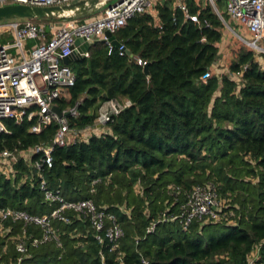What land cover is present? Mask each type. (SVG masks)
Segmentation results:
<instances>
[{
	"label": "trees",
	"instance_id": "16d2710c",
	"mask_svg": "<svg viewBox=\"0 0 264 264\" xmlns=\"http://www.w3.org/2000/svg\"><path fill=\"white\" fill-rule=\"evenodd\" d=\"M186 2L198 22L186 19L174 0H159L155 17L137 14L114 32L126 49L122 55L101 40L90 44L88 56L69 61L75 81L57 100L62 108L77 105L79 115L70 117L76 128L91 125L105 100L131 102L107 123L109 132L54 147L52 166L43 170L48 188L66 200L91 199L115 214L123 229L117 249L98 243L89 221L69 210L68 223L54 222L61 247L28 246L20 261L15 242L23 224L6 221L2 264H102L100 252L106 264H264V62L237 44L229 73L214 72L224 25L208 0ZM214 2L227 19L225 1ZM12 39L0 34V43ZM137 57L147 61L148 74ZM34 121L5 118L0 149L50 141L56 123L33 133ZM199 185L215 188L219 219L204 216L186 228L160 220ZM52 207L29 163L20 159L7 174L0 169V208L43 215ZM24 229L28 238L40 236L37 226ZM119 254L122 263L115 261Z\"/></svg>",
	"mask_w": 264,
	"mask_h": 264
},
{
	"label": "built area",
	"instance_id": "2783aa9c",
	"mask_svg": "<svg viewBox=\"0 0 264 264\" xmlns=\"http://www.w3.org/2000/svg\"><path fill=\"white\" fill-rule=\"evenodd\" d=\"M74 0H0V5L7 2L31 6H54L72 2ZM159 0H121L111 6H104L95 16L83 20L74 17L58 19L55 23H45L34 18L26 20L0 21V34H12V41L0 43V134L8 132L5 118H13L21 122L26 117L34 119L30 127L33 133H40L51 123L57 128L50 141L37 143L23 150L0 149V169L4 173L12 171V164L18 160L29 163L39 179V187L43 192V200L53 207L43 215L31 214L22 209L0 208V229L6 221L22 222V234L16 237L15 248L21 254L17 261L27 256L28 246H37L52 241L61 247L60 235L55 228V221L68 223L66 211L72 210L78 217L89 221L94 230V238L98 243H106L109 251H115L123 236V229L117 222L115 214L102 207H97L91 199L66 200L59 190L48 188L43 170L53 163V149L56 146H66L80 141H86L92 135H101L105 131L94 132L98 127H106L112 117L117 115L131 102L126 98L109 99L103 101L97 110L93 123L82 128L70 126V117L79 115L77 105L62 108L57 100L67 97L68 87L74 84L75 74L64 63L77 48L75 41L80 38L84 42L101 40L110 48L113 46L105 32L114 34L116 30L126 25L127 21L137 14L151 13L156 16L155 6ZM213 10L221 19L225 35L235 36L245 47L264 53L262 41L264 39V0H224L227 21L218 10L214 0H208ZM175 7L180 9L185 18L198 22L197 13H191L186 0H174ZM236 29L243 30L249 38L241 35ZM230 32V33H229ZM201 40H205L204 37ZM119 53L126 52L123 44L118 46ZM88 56L87 50L80 57ZM142 67L147 61L136 58ZM212 71L206 70L201 79L205 81ZM60 108L58 115L53 106ZM67 112L66 115L63 113ZM94 180L93 182H97ZM169 191L174 196L179 194V188L169 185ZM222 203L215 188L211 185L195 186L186 194L176 212H163L160 220H178L186 228L192 220L208 216L219 219ZM34 225L40 228V236L27 237L24 226ZM152 222L146 232L154 229ZM29 241V243H28ZM101 263L106 264L103 254ZM115 261L122 263L119 254ZM144 264H148L143 259ZM251 263V262H250Z\"/></svg>",
	"mask_w": 264,
	"mask_h": 264
},
{
	"label": "water",
	"instance_id": "95a60500",
	"mask_svg": "<svg viewBox=\"0 0 264 264\" xmlns=\"http://www.w3.org/2000/svg\"><path fill=\"white\" fill-rule=\"evenodd\" d=\"M121 0H74L69 3L54 6H31L24 4H5L0 5V21L5 19H14L19 17L24 18H42V17H56L59 19H65L74 17L77 19H84L91 16L96 10H100L104 6H111ZM105 36L109 38L113 46L118 47L120 43L117 41L115 36L110 32L106 31ZM90 42H84L83 39L78 38L75 41L77 48L72 52L69 57L64 58V63L68 64L73 58L80 57V54L89 48ZM220 55L216 57L215 61L219 59ZM144 72L148 74L147 66H144ZM53 110L61 115L60 108L55 105ZM64 115L67 112L63 113Z\"/></svg>",
	"mask_w": 264,
	"mask_h": 264
},
{
	"label": "rangeland",
	"instance_id": "374dc122",
	"mask_svg": "<svg viewBox=\"0 0 264 264\" xmlns=\"http://www.w3.org/2000/svg\"><path fill=\"white\" fill-rule=\"evenodd\" d=\"M114 1H116V0H113V2ZM10 3L11 2H7L6 4H10ZM99 11L100 10H96L91 16H95ZM15 19L22 21V20H26L27 18L19 17V18H14V19H5L4 21L15 20ZM34 19H36L37 21H40V22H45V23H48V22L55 23V22L58 21V18H56V17H42V18H38L37 17V18H34ZM225 20L227 21L228 19H225ZM239 30L236 29L237 32H239ZM240 33H241L242 36L249 38V36H247V33L245 31L240 30ZM239 42L240 41L235 36H232L231 34L225 35V37L222 38L221 43H219V48L221 50V54H220V57H219L220 60L218 59L217 61H215L216 67H214V69H213L214 72H217V73H222V72L229 73V65H230V63H231V61H232V59L234 57V51H235V49L238 46L237 44H240ZM254 51L256 53L257 60L260 63H263L264 62V57L260 55V52H257L256 50H254ZM0 264H2V263L0 262Z\"/></svg>",
	"mask_w": 264,
	"mask_h": 264
},
{
	"label": "crops",
	"instance_id": "0c3cea01",
	"mask_svg": "<svg viewBox=\"0 0 264 264\" xmlns=\"http://www.w3.org/2000/svg\"><path fill=\"white\" fill-rule=\"evenodd\" d=\"M59 21V20H58ZM57 21V22H58ZM237 44V43H236ZM223 53V52H222ZM220 54H221V52H220ZM219 54V55H220ZM224 54V53H223ZM220 60V59H219ZM216 67V66H215ZM108 127L106 126L105 128L104 127H100L99 129H98V127L95 129V131L94 132H97V131H101V130H103V131H105L106 129H107ZM109 132V131H108Z\"/></svg>",
	"mask_w": 264,
	"mask_h": 264
}]
</instances>
